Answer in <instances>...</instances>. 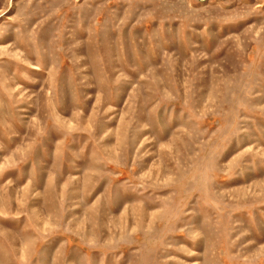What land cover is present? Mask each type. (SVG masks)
I'll use <instances>...</instances> for the list:
<instances>
[{
    "label": "rangeland",
    "instance_id": "374dc122",
    "mask_svg": "<svg viewBox=\"0 0 264 264\" xmlns=\"http://www.w3.org/2000/svg\"><path fill=\"white\" fill-rule=\"evenodd\" d=\"M0 264H264V0H0Z\"/></svg>",
    "mask_w": 264,
    "mask_h": 264
},
{
    "label": "bare ground",
    "instance_id": "6f19581e",
    "mask_svg": "<svg viewBox=\"0 0 264 264\" xmlns=\"http://www.w3.org/2000/svg\"><path fill=\"white\" fill-rule=\"evenodd\" d=\"M193 255H197V254H193Z\"/></svg>",
    "mask_w": 264,
    "mask_h": 264
}]
</instances>
